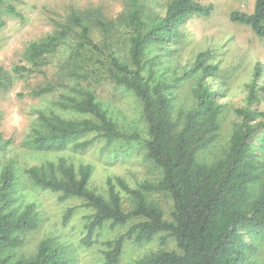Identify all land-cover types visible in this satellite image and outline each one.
Listing matches in <instances>:
<instances>
[{
	"label": "trees",
	"instance_id": "obj_1",
	"mask_svg": "<svg viewBox=\"0 0 264 264\" xmlns=\"http://www.w3.org/2000/svg\"><path fill=\"white\" fill-rule=\"evenodd\" d=\"M128 17L129 62L121 61L113 51L106 61L95 57L102 54L100 46L91 38L89 25L76 12L71 13L68 24L56 23L55 30L45 38L32 41L25 52L24 65L12 67L15 74L43 73L46 55L54 52L72 30L78 31V42L71 54L74 64L69 76L84 80L71 88L70 95L56 101V105L89 115L81 120L64 118L54 112H39V128L33 130L25 145L32 150H62L72 144L75 150H86L93 139H81L95 132L110 143L116 139L139 140L137 133L121 132L116 123L106 115L88 81L94 66L105 68L108 79L131 91L141 102V115L146 123L147 138L143 145L145 157L161 170L156 182L143 181L130 187L121 177L106 180L107 197L88 187L91 167L75 169L71 165L49 164L50 172L32 166L26 170L31 183L42 189L59 192L60 199L77 197L93 210L83 226L80 243L90 247L98 242V231L105 223L127 228L113 240L104 243L102 264H119L126 240L140 244L165 234L164 241L172 238L174 250H157L129 264H254L255 238L264 241V111L238 108L240 122L234 127L227 152L214 161L198 159V153L213 142L220 128L222 104L218 95L205 79L216 70L207 63L208 52L196 55L190 69L199 73L191 93L193 106L173 116L171 89L168 82L151 85L145 78L144 58L153 45H161L177 35L182 21L190 15L209 16L211 4L197 0H170L163 17L149 26L137 0H129ZM2 13L20 16L11 0H0V28L4 26ZM230 20L249 26L257 36H264V0H254L251 12L232 11ZM94 23L110 32L113 23L94 17ZM105 63L107 66H105ZM80 64V70L77 65ZM258 65L254 71L259 75ZM187 72V74L191 73ZM8 74L0 67V89L10 84ZM254 79L248 85V101L256 97ZM51 83L32 90L33 95L52 92ZM1 117V115H0ZM256 134V136H255ZM257 138V144L254 139ZM56 172L60 175L56 176ZM17 175L10 163L0 169V264H71L68 245L46 238L30 258H13L7 253L20 246V234L37 228L39 220L33 204L22 209L13 205ZM131 199L130 209L122 205L120 192ZM161 192L172 201L170 217L165 218L161 207L148 199L147 194ZM73 208L63 214V223L69 221Z\"/></svg>",
	"mask_w": 264,
	"mask_h": 264
},
{
	"label": "rangeland",
	"instance_id": "obj_2",
	"mask_svg": "<svg viewBox=\"0 0 264 264\" xmlns=\"http://www.w3.org/2000/svg\"><path fill=\"white\" fill-rule=\"evenodd\" d=\"M147 26L160 20L170 0H137ZM213 6L209 16L190 15L177 29V35L161 45H153L146 51L144 58L145 78L151 85L168 82L174 84L171 89L172 111L175 117L179 111L193 106L191 89L199 73L190 71L195 57L200 52H208L207 63L216 67L213 75L205 81L217 92L222 104L219 116L220 128L215 140L198 153L202 161H214L227 152L232 131L240 122L236 113L238 108L264 111V36H257L247 25L230 20L232 11L251 12L254 0H197ZM20 16L2 13L5 21L0 28V67L8 74L10 84L0 89V169L7 163L14 168L15 183L13 205L22 209L28 204L34 205L39 223L37 228L23 232V243L7 251L13 258L34 256L39 244L46 238H54L71 250V264H102L104 243L124 233L127 225L112 226L105 223L98 231V242L84 247L80 239L87 216L93 210L82 199L73 197L61 200L59 192L42 189L31 183L26 170L32 166L43 167L50 172L49 164L63 163L75 169L83 165L91 167L88 187L107 197L106 180L109 177H121L130 187H136L143 181L156 182L161 170L145 157L144 139L147 138L146 123L141 115V102L134 94L107 78L105 68L92 67L93 75L88 81L94 90L106 115L110 117L121 132L137 133L139 140L116 139L106 143L104 137L95 132L81 139H93L86 150L72 148V144L62 150L36 151L29 149L25 142L39 128V112H54L61 117L81 120L89 115L77 113L57 106L56 101L71 94V88L84 80L69 76L73 68L71 54L78 42V29L72 26L68 38L51 54L44 58L43 73L15 74L12 67L24 65L33 67L25 59L28 44L50 35L56 23L68 24L71 13L76 12L89 25L91 38L100 46L102 54L95 57L106 61L110 51L123 62L128 63V37L130 27L128 17L131 7L129 0H11ZM112 22L110 32L97 26L93 19ZM259 75L254 77L256 66ZM105 66L107 64L105 63ZM80 70L81 65L78 64ZM187 72H191L186 75ZM254 79L256 97L248 101V85ZM51 83L52 92L33 95L32 90ZM256 136V134H255ZM257 138L254 143L257 144ZM56 176H60L56 172ZM122 205L130 209L131 199L120 192ZM149 200L157 203L165 218L170 217L171 199L164 193L151 192ZM68 207L73 214L68 222L62 217ZM165 234H157L152 240L140 244L126 240L119 264H129L157 250H174L176 244L172 238L164 241ZM254 264H264V241L255 238Z\"/></svg>",
	"mask_w": 264,
	"mask_h": 264
}]
</instances>
